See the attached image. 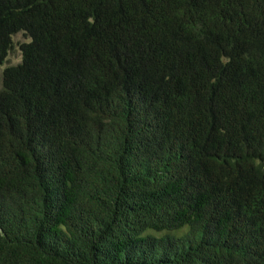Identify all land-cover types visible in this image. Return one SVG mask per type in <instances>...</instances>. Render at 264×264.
<instances>
[{
	"label": "trees",
	"instance_id": "1",
	"mask_svg": "<svg viewBox=\"0 0 264 264\" xmlns=\"http://www.w3.org/2000/svg\"><path fill=\"white\" fill-rule=\"evenodd\" d=\"M18 33L0 264H264V0H0V67Z\"/></svg>",
	"mask_w": 264,
	"mask_h": 264
},
{
	"label": "rangeland",
	"instance_id": "2",
	"mask_svg": "<svg viewBox=\"0 0 264 264\" xmlns=\"http://www.w3.org/2000/svg\"><path fill=\"white\" fill-rule=\"evenodd\" d=\"M30 39L25 36L23 33H18L12 37L13 48L9 52V55L6 59L5 64L0 67V89H1V76L3 70L8 66H15L21 62V52H20V45L23 43H28ZM157 235L156 237H159Z\"/></svg>",
	"mask_w": 264,
	"mask_h": 264
}]
</instances>
